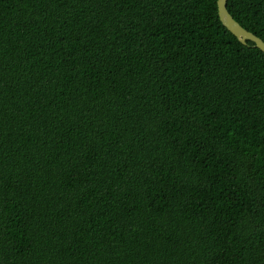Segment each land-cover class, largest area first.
Returning a JSON list of instances; mask_svg holds the SVG:
<instances>
[{
  "label": "trees",
  "instance_id": "obj_1",
  "mask_svg": "<svg viewBox=\"0 0 264 264\" xmlns=\"http://www.w3.org/2000/svg\"><path fill=\"white\" fill-rule=\"evenodd\" d=\"M0 264H264V54L216 0H0Z\"/></svg>",
  "mask_w": 264,
  "mask_h": 264
},
{
  "label": "water",
  "instance_id": "obj_2",
  "mask_svg": "<svg viewBox=\"0 0 264 264\" xmlns=\"http://www.w3.org/2000/svg\"><path fill=\"white\" fill-rule=\"evenodd\" d=\"M228 0H216L217 15L222 26L233 35L237 41L245 45L246 41L252 42L253 47L264 54V42L253 35L252 33L243 29L226 10V3Z\"/></svg>",
  "mask_w": 264,
  "mask_h": 264
}]
</instances>
